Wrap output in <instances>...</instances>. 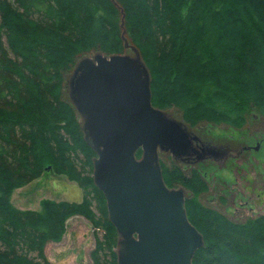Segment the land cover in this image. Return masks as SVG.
<instances>
[{
	"label": "trees",
	"instance_id": "obj_1",
	"mask_svg": "<svg viewBox=\"0 0 264 264\" xmlns=\"http://www.w3.org/2000/svg\"><path fill=\"white\" fill-rule=\"evenodd\" d=\"M116 2L125 34L111 0H0V264H51L45 245L71 214L106 230L96 232L94 264H117L119 235L93 179L96 153L63 90L91 51L123 53L124 38L135 44L150 70L153 105L174 104L185 119L205 114L240 126L252 109L264 117V0ZM161 165L169 187L193 188L187 215L204 237L193 264H264V214L233 221L200 201V168L188 176ZM48 169L75 181L82 199H44L38 210L11 203L14 188Z\"/></svg>",
	"mask_w": 264,
	"mask_h": 264
},
{
	"label": "water",
	"instance_id": "obj_2",
	"mask_svg": "<svg viewBox=\"0 0 264 264\" xmlns=\"http://www.w3.org/2000/svg\"><path fill=\"white\" fill-rule=\"evenodd\" d=\"M125 46L134 55L80 59L68 82L119 235L117 264H193L204 237L188 218L184 189L165 182L160 153L191 163L207 152L184 122L153 105L150 70L136 46Z\"/></svg>",
	"mask_w": 264,
	"mask_h": 264
},
{
	"label": "rangeland",
	"instance_id": "obj_3",
	"mask_svg": "<svg viewBox=\"0 0 264 264\" xmlns=\"http://www.w3.org/2000/svg\"><path fill=\"white\" fill-rule=\"evenodd\" d=\"M129 44L136 46L130 42ZM99 52L104 53L95 50L84 57H93ZM123 53L134 55L129 46L124 48ZM66 77L63 90L70 96V74ZM162 110L184 122L205 146L209 158L198 164L202 166L208 162L210 173L205 188L198 193L200 201L236 222H244L248 218L264 214V117L252 109L246 121L236 126L224 120L216 122L205 114L185 119L182 111L174 104ZM258 142L260 146L255 149ZM244 146L252 148L240 151ZM160 160L170 169L178 166L188 172L186 175H191L190 167L170 153H160ZM195 167L194 170L198 171V166ZM174 188L184 189L186 195L193 194V188L182 184L176 183ZM44 199L56 202L80 201L82 191L66 175L56 174L48 169L41 177L14 188L11 194V203L21 209L38 210ZM93 209L97 212L95 206ZM96 232L103 237L106 230L103 226L94 227L82 215H69L65 220L64 230L45 245L48 260L51 264H94L91 253L96 248Z\"/></svg>",
	"mask_w": 264,
	"mask_h": 264
},
{
	"label": "flooded vegetation",
	"instance_id": "obj_4",
	"mask_svg": "<svg viewBox=\"0 0 264 264\" xmlns=\"http://www.w3.org/2000/svg\"><path fill=\"white\" fill-rule=\"evenodd\" d=\"M202 142V141H201ZM259 146H260V142H258V144H257V146L255 147V149H258L259 148ZM250 148H252L251 146H244L242 149H240V151H242L243 150V152L244 151H246V150H248V149H250ZM208 156V155H207ZM209 157H206V158H204V159H208ZM203 159V160H204ZM202 160H198V161H195V162H191V163H187V162H183L187 167H190L189 168V172H191V175H192V173H193V171H194V169L196 168L195 166L197 165L198 166V168H200L203 172H204V174H206L207 176H208V172H206V170H205V168H209L210 167V164L208 163V162H205L202 166H200L198 163L199 162H201ZM181 168V167H180ZM182 169V168H181ZM184 169V168H183ZM186 174L188 173V172H186V170L184 169L183 170ZM190 175V176H191ZM207 176H205L206 177V179H207Z\"/></svg>",
	"mask_w": 264,
	"mask_h": 264
},
{
	"label": "bare ground",
	"instance_id": "obj_5",
	"mask_svg": "<svg viewBox=\"0 0 264 264\" xmlns=\"http://www.w3.org/2000/svg\"><path fill=\"white\" fill-rule=\"evenodd\" d=\"M111 1H113L114 2V4L116 5V6H118L119 8H120V10H121V18H122V20H121V22H120V27L122 28V32H121V34H125V28H124V17H125V13H124V11H123V9L118 5V3L116 2V0H111ZM124 38V37H123ZM126 42V39L124 38V43ZM126 47V46H125ZM83 58V57H82ZM81 58V59H82ZM74 69V68H73ZM73 71V70H72ZM72 73V72H71ZM71 75V74H70ZM67 82V77L65 78V82H64V84ZM69 97V99H70V96H68ZM70 101H71V99H70Z\"/></svg>",
	"mask_w": 264,
	"mask_h": 264
}]
</instances>
